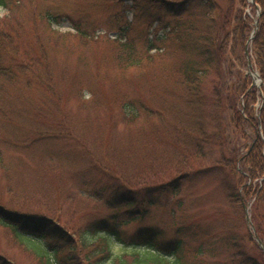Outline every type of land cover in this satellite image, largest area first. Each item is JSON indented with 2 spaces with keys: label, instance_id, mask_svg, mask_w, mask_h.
<instances>
[{
  "label": "rangeland",
  "instance_id": "1",
  "mask_svg": "<svg viewBox=\"0 0 264 264\" xmlns=\"http://www.w3.org/2000/svg\"><path fill=\"white\" fill-rule=\"evenodd\" d=\"M15 1L10 2V9L0 6V67L17 77L12 90L3 88L5 103L0 104V206L25 216H56L57 228L69 233L108 213L105 201L110 196L100 195L113 183L109 171L131 187H139L171 180L175 168L182 169L177 162L188 148L179 136L183 127L192 125L194 112L183 100L185 90L178 81L181 69L190 63L201 69V58L183 47L200 37L203 25L196 17L146 15L139 0L137 7L131 0ZM241 1L220 0V4L243 11L250 32L244 38L236 27L220 36L213 58L222 62L206 72L199 89L210 102L213 97L219 102L214 108L208 106L207 112L216 114V130L227 134L222 147L228 157L227 146L236 144L232 131H241L229 127L232 104L247 117L259 119L264 108L263 79L259 76L257 84L261 96L257 86L249 88L252 80L245 76L244 62L246 45L260 26L263 8L255 9L251 0H245V6ZM78 22L90 36L85 41L76 33ZM126 25L125 36L120 28ZM58 33L65 35L56 39ZM120 38L134 50L124 52L115 42ZM48 44L57 51L38 50L42 45L47 49ZM248 47L252 52L251 44ZM127 55L136 56L130 59L135 61L130 62ZM28 64L34 69L40 65L37 73L44 84L27 70ZM6 75L1 74V83ZM259 138L264 153V131ZM249 141L239 137L240 153L247 151ZM241 167L237 174L246 175ZM256 184L252 181L253 188ZM180 200L182 206L172 198L154 206L146 225H159L172 237L181 219L206 221L215 228L223 222L226 226L237 222V229L247 235L244 211L243 216L234 211L213 178L197 180ZM241 204V209L248 208L253 224L254 199L244 196ZM139 226L143 224L136 222L129 231ZM20 233L26 234L24 230ZM58 233L67 241L65 234ZM112 249L115 253L132 250L117 243ZM4 260L39 264L31 246L0 221V262ZM54 262L58 264L57 259Z\"/></svg>",
  "mask_w": 264,
  "mask_h": 264
},
{
  "label": "trees",
  "instance_id": "2",
  "mask_svg": "<svg viewBox=\"0 0 264 264\" xmlns=\"http://www.w3.org/2000/svg\"><path fill=\"white\" fill-rule=\"evenodd\" d=\"M11 1L0 0V6L10 9ZM131 1L133 6L137 7V0ZM241 2L245 6V0ZM254 2L263 8V11L259 18L260 26L251 43V56L264 82V0H254ZM139 3L143 4L141 10L146 15L159 12L172 17L186 16L190 19L196 17L203 25L200 37L195 39L189 47L188 45L183 47L188 53H195L201 58L203 62L202 64L200 62L201 69L190 63L181 69L182 75L178 81L180 87L185 90L182 95L183 100L194 112L192 125L183 127L179 136L181 143H185L184 147L188 148L177 162L182 169L175 168L171 180L139 187H131L126 180L109 171L110 175H107L113 179V183L100 195V198L110 196L105 201V206L109 209L108 213L97 216L92 221H86V224L69 233L67 229L57 228L59 222L56 223V216L43 218L25 216L11 213L1 206L0 221L12 227L25 245L31 246L39 264H57L54 262L55 259L58 260V264H210V262L264 264V253L259 249L249 231L245 235L237 229L239 228L237 222L228 226L226 222H223L219 228H215L206 221L181 219L173 230L172 237H169L168 231L159 225H146L154 206L171 198L176 200L178 206H182L183 201L180 198L183 192L187 188L192 189L197 180L210 177L215 180L216 188L221 196L228 199L229 204L233 206L234 211H238L240 216L243 210L240 207L242 197L252 196L254 205L251 209V220L255 234L264 245V153L262 139L259 138L264 131V108L259 119L251 115L247 117L231 103L229 110H232V118L229 121V127L240 129L241 134L232 131L235 134L236 144L232 143V147L227 146L226 149L230 153L228 157L222 147L223 144H227V134L216 130L213 124L216 114L207 112L208 106L214 108L219 102H216V97H213L210 102L209 97L202 95L199 91L206 72L222 62H219V59L215 62L213 58L220 36L237 27L241 29L242 35L244 32V38H247L246 35L251 29L249 19L244 16L243 11L233 9L231 4L223 8L220 0H139ZM232 9L235 12L234 15ZM74 26L81 39L90 37L83 29L82 26L85 25L81 22ZM120 30L126 36L129 27L126 25ZM231 33L233 34V31ZM63 35L65 34L58 33L55 38L59 39ZM92 38L95 39V36ZM116 40L115 42L120 44L124 52L129 54L134 50L130 43L123 42L121 38ZM49 45L47 49L44 45L38 46V50L57 51L55 46ZM149 48L154 49L151 45ZM135 57L127 55L129 60ZM133 61L135 60H130V62ZM39 67L34 69L28 64L27 70L44 84L46 81L38 77ZM21 71L24 72V68ZM7 72L9 75H6V81L1 83L0 80V104L5 103V86L12 90L16 82L14 79H17L12 71ZM7 72L0 67V77L2 73ZM48 72L52 80L53 64L48 67ZM242 81L245 83V79ZM209 103L213 104L209 105ZM159 116L161 117V113ZM249 129L251 134L246 133ZM241 135L244 139L250 140L247 151L244 153L239 152L238 139ZM216 148H218V154L215 158ZM219 148H222L224 153ZM237 167H241L243 172L246 171V175H238ZM255 180L257 184L253 188L252 181ZM248 181L250 183H247ZM136 222L143 226H139L131 233L129 229ZM21 230H24L26 234L20 233ZM58 232L65 234L64 238L67 241L60 239L63 237ZM114 243L132 250L115 253L112 249ZM0 264L10 263L4 260Z\"/></svg>",
  "mask_w": 264,
  "mask_h": 264
},
{
  "label": "water",
  "instance_id": "3",
  "mask_svg": "<svg viewBox=\"0 0 264 264\" xmlns=\"http://www.w3.org/2000/svg\"><path fill=\"white\" fill-rule=\"evenodd\" d=\"M255 25H257V22H256ZM251 38H252V37H251ZM251 38H250V39H251ZM248 45H249V42H248L247 45H246V48H245V54L247 55V62H248L247 65H248V70L250 71V69L252 68V65H251V61H250V59H249ZM249 74L252 76L251 73H249ZM244 211H245L246 224H247L248 227H249V226H250V217H249V214H248V209L245 207V208H244ZM256 241H257V243H258L260 249L264 252V247H263V244H262V242L260 241V239L256 238Z\"/></svg>",
  "mask_w": 264,
  "mask_h": 264
},
{
  "label": "bare ground",
  "instance_id": "4",
  "mask_svg": "<svg viewBox=\"0 0 264 264\" xmlns=\"http://www.w3.org/2000/svg\"><path fill=\"white\" fill-rule=\"evenodd\" d=\"M254 80H255V82H257V83H258L257 79H254Z\"/></svg>",
  "mask_w": 264,
  "mask_h": 264
}]
</instances>
